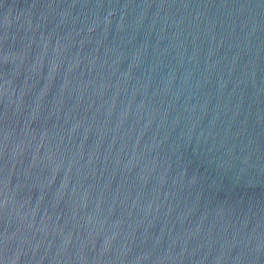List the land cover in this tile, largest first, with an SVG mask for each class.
Listing matches in <instances>:
<instances>
[{
    "label": "water",
    "instance_id": "water-1",
    "mask_svg": "<svg viewBox=\"0 0 264 264\" xmlns=\"http://www.w3.org/2000/svg\"><path fill=\"white\" fill-rule=\"evenodd\" d=\"M0 264H264V0H0Z\"/></svg>",
    "mask_w": 264,
    "mask_h": 264
}]
</instances>
